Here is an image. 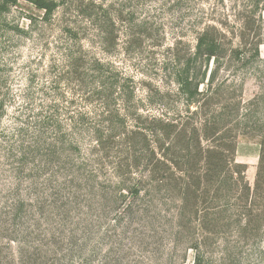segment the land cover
Returning <instances> with one entry per match:
<instances>
[{"label":"rangeland","instance_id":"obj_1","mask_svg":"<svg viewBox=\"0 0 264 264\" xmlns=\"http://www.w3.org/2000/svg\"><path fill=\"white\" fill-rule=\"evenodd\" d=\"M33 1L3 10L0 0V264H264V182L255 187L264 12L244 32L243 0H54L59 7L49 18ZM205 32L221 44L209 67L215 95L206 100V122L200 113L170 125L168 118L186 114L170 73ZM194 71L205 67L199 62ZM107 82L116 86L104 89ZM98 131L113 137L104 140L106 151L93 148ZM125 144L132 149L121 155ZM207 146L240 165L233 170L251 192L242 198V181L229 182L227 202H204L211 208L204 221L177 219L169 197L146 198L148 207L106 187L127 156L135 159L124 165L138 174L153 152L176 161L177 153L195 156ZM93 152L109 155L104 171ZM93 172L95 181L86 180Z\"/></svg>","mask_w":264,"mask_h":264},{"label":"trees","instance_id":"obj_2","mask_svg":"<svg viewBox=\"0 0 264 264\" xmlns=\"http://www.w3.org/2000/svg\"><path fill=\"white\" fill-rule=\"evenodd\" d=\"M1 1L3 10H7L9 5L17 3V0ZM243 2L246 3V10L241 13V27L244 32L252 31L257 18L260 19L262 13L264 12V0H243ZM33 4L37 8L44 10L45 17L47 18L52 16L59 7V3L54 0H35L33 1ZM244 35L246 36V34ZM260 44L261 43L257 41L253 45L255 47L254 54L256 57H259ZM236 53H239V51H236ZM220 54L221 44L219 41L212 37L209 32H205L198 38L193 55L183 61H177V65L173 71H171L170 76H172L178 86L179 95H181L182 99L185 101L186 114L176 116L175 119L168 118L167 121L170 122V125L173 123L177 124L178 119H182L180 120L182 124H190L194 121L193 117L200 113L203 115L201 122H206L204 120V116L207 114V111L204 109L206 105L208 106V102L206 103V100L208 97H213L215 95L213 87L216 70H210L209 67L211 63L219 62ZM199 62L205 67V71L202 74L200 73V75L194 71ZM107 83L105 85L103 84L104 89H109L111 87L113 89L116 86L113 82ZM202 85L206 86L207 89L204 91L201 90ZM122 89L123 95L127 96V87L124 86ZM193 105L196 107L192 111ZM115 117L119 116L114 115L112 118ZM186 117L188 120L183 122V118ZM84 121V117H81L80 121H77V124H79L77 125L79 127V129H77V131L79 130V133H77L79 134V140L76 141L77 145H75L77 150H81L82 147V141L80 138H82V132L86 130ZM113 121L119 125H123L126 120L123 119L120 121ZM138 128L140 130L142 127ZM194 131H196V129ZM183 133L185 132H180L179 136ZM98 136H100L99 139L97 135L95 136L97 139L93 148H97L98 151H106L109 147L106 146L104 140L106 141L107 139L108 142V140H111L113 137L110 135H103V132L101 131H98ZM261 147H263V159L261 161V170L257 175L255 184L257 190L264 182V176H262V171L264 170V137L262 138ZM131 149L132 145L125 144L121 145V149L119 148V151L122 155L124 151L127 152V150ZM214 150V147L207 146L206 149L198 151L195 156L191 153V151H188V154L182 156H180L181 153H177L175 157L176 161L168 160L166 153H162L159 157H157L156 154L155 158V153L153 152V160H149L152 164L144 165L140 171H137L138 174L136 172L134 173L133 167L127 164L124 165V163L129 161L132 162L135 159L134 155L127 156L126 160L119 161V163H117V166L114 168L115 181L108 180L107 182L110 183V185H106V187L116 186L120 198H139L146 206H148L146 198L156 200V197L158 196L161 198L162 203H166V197H169L167 201L173 200L177 204V219L184 217L186 219L194 216L199 217L204 221V218L208 216L209 212H211L210 206L205 207L203 205L204 202L210 201L212 203H217L221 201V198H225V202H227V198L230 195H226L224 192L226 189L225 187H227L226 185H228L229 182H234L238 185V183L242 181L241 183L243 187L241 194H239L242 198H244L243 195L246 197L249 196L251 192V187L244 181L245 178L241 176L243 173L239 175L233 170L234 166L236 168H240V165L237 164L235 160H230L231 157L227 155L226 151ZM93 153L92 162H98L97 165L100 167L99 171H104L105 166L101 167V165L104 164L109 155H104L102 152ZM138 162L136 163L137 165H139ZM136 169L139 170V168ZM84 172L85 169L81 164L79 166V173L85 174ZM93 174L97 175L96 172H93L87 176L86 180L95 181L96 178ZM105 179H108L107 175ZM243 192L245 193L243 194ZM142 196L143 198H141ZM149 203H153L152 200H150ZM213 210L215 215L222 212L218 211L217 208ZM195 264H201V260L199 259L197 263L195 262Z\"/></svg>","mask_w":264,"mask_h":264}]
</instances>
